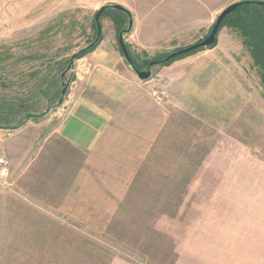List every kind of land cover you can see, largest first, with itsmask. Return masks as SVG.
<instances>
[{"label":"rangeland","instance_id":"obj_1","mask_svg":"<svg viewBox=\"0 0 264 264\" xmlns=\"http://www.w3.org/2000/svg\"><path fill=\"white\" fill-rule=\"evenodd\" d=\"M239 1L247 0H0V125L21 127L0 131V264L92 262L60 242V225L79 224L59 221L68 220L59 204L79 159L55 131L79 74L91 77L104 66L97 56L107 57L119 76L142 84L120 50L122 33L134 65L148 71L204 41ZM107 5L128 9L132 29L125 32L127 16L106 10L97 47L62 78L72 56L93 47L95 15ZM227 30L212 53L151 68L146 88L171 116L129 203L96 235L102 262L118 253L139 264H264V84Z\"/></svg>","mask_w":264,"mask_h":264},{"label":"crops","instance_id":"obj_2","mask_svg":"<svg viewBox=\"0 0 264 264\" xmlns=\"http://www.w3.org/2000/svg\"><path fill=\"white\" fill-rule=\"evenodd\" d=\"M227 32L232 35L230 29ZM206 50L212 53L215 47ZM97 57L104 66L94 68L88 78L83 76L84 71L79 74L69 113L55 131L59 140L78 152L79 159L72 185L59 204V211L68 220L58 219L62 224L69 220L79 224H70V228L60 225V242L84 252L75 250L76 255L87 259L89 254L92 262L85 264H139L124 260L118 253L102 262L105 245L97 236H105L106 224L129 203L130 192L171 114L145 82L130 84L131 76L121 77L115 67H109L114 59ZM216 70L219 78V67Z\"/></svg>","mask_w":264,"mask_h":264},{"label":"trees","instance_id":"obj_3","mask_svg":"<svg viewBox=\"0 0 264 264\" xmlns=\"http://www.w3.org/2000/svg\"><path fill=\"white\" fill-rule=\"evenodd\" d=\"M107 11H109V9ZM116 12L124 16H127L123 12H120V11H116ZM224 28H229L232 32H234L236 35H238L242 39V44L244 48L247 50V52L249 53L250 57L252 58L253 66L254 68L258 70L261 76L262 82L264 84V7L251 4V5H244L238 8L235 12L229 15L224 20L222 25L220 26L219 32L217 34V41H218L219 33ZM122 31L123 30H120L119 34L122 33ZM216 43L208 49L214 48L216 46ZM96 47L97 46L88 47L82 50L78 55L79 59L85 56L88 52L93 51ZM201 50H205V49H201ZM192 53L193 52L182 55V56H178L174 59H171L168 62H162L163 60H165L167 57L170 56L169 54V55L164 56L161 59L155 60L154 62H157V63L161 62L160 65L166 67V66H170L175 61L188 57ZM154 62H150L148 66ZM133 66H135V69H138L136 65H133Z\"/></svg>","mask_w":264,"mask_h":264},{"label":"water","instance_id":"obj_4","mask_svg":"<svg viewBox=\"0 0 264 264\" xmlns=\"http://www.w3.org/2000/svg\"><path fill=\"white\" fill-rule=\"evenodd\" d=\"M258 5V6H263L264 7V2L263 1H255V0H247V1H239V2H236V3H233L231 4L230 6H228L227 8H225L221 13L220 15L218 16L213 28H212V31L210 33V35L202 42L198 43V44H195L193 46H190L186 49H183V50H180L172 55H170L169 57H167L165 60H163L162 62H168L170 61L171 59H174L178 56H181V55H185L189 52H192V51H195V50H198V49H208L210 47H212L216 41H217V34L219 32V28L220 26L222 25V23L224 22V20L229 16L231 15L233 12H235L238 8H240L241 6H244V5ZM108 9H113V10H116V11H120V12H123L125 13L128 18L130 19V24H129V29L125 32H128L132 29L133 27V20H132V15H131V12L124 8L123 6L121 5H107V6H103L100 10H98V12L96 13L95 15V23H96V26H97V39L96 41L91 45V46H94L98 43V41L100 40L101 36H102V26H101V17L103 15V13L108 10ZM124 33H122L119 37V44H120V48L122 50V53L125 57V60L126 62L130 65V66H133L134 63L129 55V51L127 49V46L125 44V41H124ZM78 58V54H74L72 56V59L70 61V65L67 67V69L65 70L64 73H62L61 77L64 78L66 77V75L70 72H74V69H75V61L76 59ZM161 62H154V63H151L149 65V70L148 71H140L138 69H134L139 80L141 82H147L151 79L152 77V72H151V68L160 64ZM71 83V80H69L67 83L64 84V89L62 91V96L64 97L66 95V91L69 87ZM63 104V100H60L59 102V105H62ZM30 117H37V116H30ZM21 129V127H13V128H9V127H5V126H1L0 125V131H17Z\"/></svg>","mask_w":264,"mask_h":264},{"label":"built area","instance_id":"obj_5","mask_svg":"<svg viewBox=\"0 0 264 264\" xmlns=\"http://www.w3.org/2000/svg\"><path fill=\"white\" fill-rule=\"evenodd\" d=\"M67 112V110H66V106H63V107H61L60 108V114L62 113V114H65Z\"/></svg>","mask_w":264,"mask_h":264},{"label":"flooded vegetation","instance_id":"obj_6","mask_svg":"<svg viewBox=\"0 0 264 264\" xmlns=\"http://www.w3.org/2000/svg\"><path fill=\"white\" fill-rule=\"evenodd\" d=\"M67 76V75H66ZM64 79H65V77H64Z\"/></svg>","mask_w":264,"mask_h":264}]
</instances>
